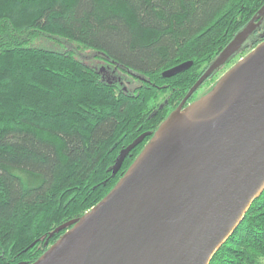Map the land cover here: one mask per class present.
Masks as SVG:
<instances>
[{
	"label": "trees",
	"instance_id": "1",
	"mask_svg": "<svg viewBox=\"0 0 264 264\" xmlns=\"http://www.w3.org/2000/svg\"><path fill=\"white\" fill-rule=\"evenodd\" d=\"M263 4L0 0V264L32 263L71 226L56 227L100 202L219 52L258 24ZM74 49L93 50L99 67ZM185 61L187 69L162 76ZM106 62L134 73L131 92L101 78ZM263 258L264 189L208 264Z\"/></svg>",
	"mask_w": 264,
	"mask_h": 264
},
{
	"label": "water",
	"instance_id": "2",
	"mask_svg": "<svg viewBox=\"0 0 264 264\" xmlns=\"http://www.w3.org/2000/svg\"><path fill=\"white\" fill-rule=\"evenodd\" d=\"M254 26L219 52L113 189L56 227L71 226L30 264L209 263L264 189V39L182 108Z\"/></svg>",
	"mask_w": 264,
	"mask_h": 264
},
{
	"label": "rangeland",
	"instance_id": "3",
	"mask_svg": "<svg viewBox=\"0 0 264 264\" xmlns=\"http://www.w3.org/2000/svg\"><path fill=\"white\" fill-rule=\"evenodd\" d=\"M249 38L247 39V41ZM73 55L88 64L89 66H96L99 67L97 64L99 59L94 56L96 53L93 50L85 49H74L72 51ZM94 56V57H92ZM236 56L233 61L237 58ZM232 61V60H230ZM230 61L226 62L225 65H220L221 68L217 71L213 76H211L208 81H206L192 96L191 101H195L199 98L201 93L212 83L213 80L223 71H225L230 66ZM106 66L100 68L101 69V78L106 81H110L115 83L120 88H122L125 92H131L134 85L137 83L136 78L133 76L134 73L127 70H123L121 68L115 67L113 64L106 62ZM132 81V82H131Z\"/></svg>",
	"mask_w": 264,
	"mask_h": 264
},
{
	"label": "flooded vegetation",
	"instance_id": "4",
	"mask_svg": "<svg viewBox=\"0 0 264 264\" xmlns=\"http://www.w3.org/2000/svg\"><path fill=\"white\" fill-rule=\"evenodd\" d=\"M259 22H258V24L256 25V26H254L253 28H252V30H251V33H253V31H258V32H260L259 33V36H258V40L259 41H255L254 43H251L250 45H251V47L248 49V51L247 52H249L252 48H254L257 44H259L263 39H264V33H263V31H264V13L263 14H260V19L258 20ZM251 33L249 34V35H251ZM248 35V36H249ZM243 44V43H242ZM241 44V45H242ZM246 52V53H247ZM245 53V54H246ZM245 54H241V55H239V54H234L232 57H231V59L230 60H232V61H230V66L225 70V71H223V72H221L216 78H215V80L214 81H212V83L201 93V95L200 96H202V95H204L206 92H208L212 87H213V85L216 83V81L231 67V66H233L240 58H242ZM236 56H238L234 61H233V59L236 57ZM219 71V70H218ZM217 72V71H216ZM215 72V73H216ZM211 75V74H210ZM209 75V76H210ZM208 76V77H209ZM207 77V78H208ZM211 87V88H210ZM195 91H197V90H195ZM195 91L193 92V93H195ZM199 96V97H200ZM194 101H186L185 102V104L183 105V108L182 109H185L187 106H189L190 104H192Z\"/></svg>",
	"mask_w": 264,
	"mask_h": 264
},
{
	"label": "crops",
	"instance_id": "5",
	"mask_svg": "<svg viewBox=\"0 0 264 264\" xmlns=\"http://www.w3.org/2000/svg\"><path fill=\"white\" fill-rule=\"evenodd\" d=\"M262 264H264V258H263V262H262Z\"/></svg>",
	"mask_w": 264,
	"mask_h": 264
}]
</instances>
